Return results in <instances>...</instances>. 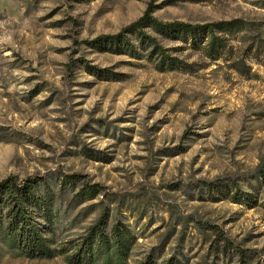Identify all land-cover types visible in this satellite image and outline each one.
<instances>
[{
    "label": "rangeland",
    "instance_id": "1",
    "mask_svg": "<svg viewBox=\"0 0 264 264\" xmlns=\"http://www.w3.org/2000/svg\"><path fill=\"white\" fill-rule=\"evenodd\" d=\"M149 6L161 22H264V0H0V182L76 174L101 185L128 206L137 236L128 264L149 254L153 264H264V210L198 192L264 166V70L253 65L258 77L245 79L149 29L191 73L84 45ZM78 210L61 214L59 243L99 215L74 219ZM0 264L68 263L16 257L0 243Z\"/></svg>",
    "mask_w": 264,
    "mask_h": 264
},
{
    "label": "trees",
    "instance_id": "2",
    "mask_svg": "<svg viewBox=\"0 0 264 264\" xmlns=\"http://www.w3.org/2000/svg\"><path fill=\"white\" fill-rule=\"evenodd\" d=\"M149 6L142 16L113 35H101L84 42L102 53L146 59L163 73H191L194 64L170 53L151 30L165 41L179 42V50L200 53L210 62L222 61L245 79L257 78L253 65L264 70V22L233 19L207 24L179 21L161 22ZM136 41V45L134 44ZM86 73L106 78L108 70L77 60ZM86 176L62 174L47 180L39 176L18 180L8 177L0 182V243L16 257L53 260L63 257L68 264H128L137 236L121 209V200L111 198L105 189ZM200 195L210 203L228 201L248 209L264 210V166L242 178H221L201 182ZM96 201L94 204H89ZM79 209V210H78ZM98 212V218L76 239L59 243L61 214ZM221 238V242L225 241ZM137 264H153L149 254ZM165 264H178L173 258Z\"/></svg>",
    "mask_w": 264,
    "mask_h": 264
}]
</instances>
